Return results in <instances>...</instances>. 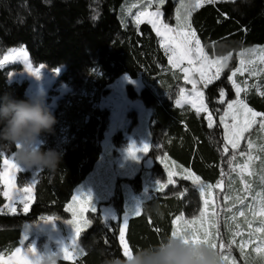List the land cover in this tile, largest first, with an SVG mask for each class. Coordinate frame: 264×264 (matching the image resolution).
<instances>
[{
	"label": "trees",
	"instance_id": "1",
	"mask_svg": "<svg viewBox=\"0 0 264 264\" xmlns=\"http://www.w3.org/2000/svg\"><path fill=\"white\" fill-rule=\"evenodd\" d=\"M125 3L126 0H0V56L9 48L23 45L34 64H45L49 69L63 67L56 77L57 84L74 91L82 88L94 91L96 99L100 94L106 95L105 86L121 75L140 79L143 88L139 94L130 87L126 94L151 111L150 150L144 160L152 163L151 176L165 181L166 169L155 160L163 152L178 168L190 169L205 183L223 180L225 143L217 123L224 107L219 102L220 89L226 93L225 100L232 99L228 74L236 66L235 55L243 49L264 44V0H219L205 3L190 14L191 28L208 56L218 58L232 54L229 67L203 91L204 102L214 118L211 128L203 114L176 105L180 89L189 86L182 82L181 74L169 66L159 38L149 24L123 21ZM161 8L164 21L173 25L174 3L167 0ZM10 69L9 65L0 68V96L8 93L16 99H28L27 82L7 81ZM245 101L254 110L264 112V96L253 89ZM108 117L106 109L84 103L83 106L72 105L61 116V121L67 125L68 137L63 146L56 148L53 143L57 133L54 126L51 131L42 133L46 143L41 150L60 152V164L54 172L39 170L33 202L26 213L0 214V253L6 251L10 255L18 247L25 222L41 217L69 219L66 205L100 158ZM113 140L119 145L121 134L116 133ZM0 150L5 154L13 153L11 148L0 147ZM1 164L2 158L0 169ZM142 169L145 168L142 166ZM18 176L17 183L24 185L30 174L25 172ZM174 181L175 184L142 201L141 214L128 219L125 238L132 251L169 236L173 227L171 220L176 215L198 214L202 205L198 188L181 177H175ZM121 182L138 193L141 172L130 180L118 179L111 197L103 204L105 207L98 206L95 213H87L92 223L79 237L82 255L75 261L61 259L60 264H104L112 256L124 258L118 242L124 213ZM3 191L0 183V209L6 203ZM181 192H184L182 197ZM103 208H109L107 214Z\"/></svg>",
	"mask_w": 264,
	"mask_h": 264
},
{
	"label": "rangeland",
	"instance_id": "2",
	"mask_svg": "<svg viewBox=\"0 0 264 264\" xmlns=\"http://www.w3.org/2000/svg\"><path fill=\"white\" fill-rule=\"evenodd\" d=\"M166 1L167 0H164V2L160 4L158 0H126V3L124 4L122 11L123 21L127 23L129 22L135 23L134 22L135 17L139 12L142 11L156 12L158 9L161 13L160 19L164 21L163 10L161 7ZM171 1L174 3V10H173L174 21H173V25L170 26L176 27L177 10L180 9V14L182 16L188 15V13L181 8V0H171ZM184 2L189 5L191 13L197 9L196 7H194L195 0H184ZM158 38L161 47L162 38L161 37ZM21 47L25 49L23 45H19L7 49L6 52L0 56V60H2L3 57L7 55L10 50L18 49ZM161 48L165 53L168 61V54L166 53L163 47ZM261 49H264V44L252 46L238 52L235 55L236 66L232 70H230L228 74V76L231 75L232 72L235 71L237 67L241 66L240 65L241 60H244L246 63L248 61L254 62L253 66L257 70V75L253 76L250 75L249 72H245L242 75L240 73H237L236 76L234 77V80L236 81L237 84H240L241 87H247V91L242 92L240 94V98L244 99V101L247 94H250L251 89H253L254 92L259 96H262L260 95V91H264V71H260V69H264V63H260L259 61V56L261 55ZM227 57L229 58L226 61V67H224L223 71L229 67L232 54L227 55ZM209 58L217 59V57L212 58L210 56ZM28 62L32 65V68L34 70L39 68L38 73L34 74L33 72H30L27 69L25 63L19 60L7 62L3 66H0V68L6 67L8 65L12 67V69H10L7 74V81L9 83L27 82V89H26L27 98L33 96H40L43 98L45 106L48 108V110L55 118V124L53 126L56 128L57 133L53 138V143L56 146V148H60L68 140L67 125L61 121V116L64 114L67 108H70L72 105L83 106L84 103L91 105L93 108L95 107L99 109L108 110L109 112L108 122L105 132L103 134V140L101 141L102 152L99 160L97 161L94 167V170L89 176L90 178L94 177V179H97V182L92 183V187L88 190L87 193H90L92 197V204L96 207V209L98 206L105 207L103 204L107 202L108 199L111 197L116 181L118 179L130 180L133 179L136 174L141 172L142 183H141L140 192L138 193L134 192L129 184H126L124 182L120 183L122 188L123 201H124V213L121 216V222H120V226H121L123 224V219L126 213H129L128 219L131 216H133V214H131L130 211L133 210V208L137 205V202L141 204L142 201L148 199L149 196L152 195V193L161 191L158 190L155 186L156 182L159 181V179L153 178L149 171L152 165L151 161L150 160L144 161L150 150V133H149L148 122L151 111L146 109L139 100L129 99L126 94L127 87H130L132 91H134L138 95L141 89L143 88V84L141 80L130 79L125 74L121 75L105 86V89L108 90V93L106 95L100 94V96L96 99L94 95V91L88 92L84 88L78 91H74L64 84H57L56 77L63 70L62 66L55 69H49L45 64H34L31 61L29 54H28ZM168 64L173 70H176L181 74L182 82H184L189 86L188 89H184L185 90L184 95L185 97H190L192 95V84L187 83L184 80V73L181 69L173 68L169 63V61ZM183 67H188L186 62L181 66V68ZM223 71L221 72V74L223 73ZM212 72L214 74L215 69H213ZM193 79L197 81V85H196L197 89L203 92L206 87L203 83L199 82V75L194 73ZM215 80H213V82ZM245 81L247 82V85H245ZM228 82L233 92V97L230 100H235L237 99L235 88L233 87L231 81L228 80ZM253 85H255L256 87H252ZM178 99H181L180 93ZM223 105L224 107L221 115H223V111L224 108L226 107V103ZM177 106L189 107L190 109L196 111L195 108L192 107V104L190 102L182 101V103ZM199 114L204 115L205 121L208 126V120L206 119L208 113L201 112ZM220 116L217 118V123L221 127L222 136H223L224 128L220 124ZM228 123H231L230 117L228 119ZM213 125H214V118H213ZM116 133L121 134L120 144L117 146L115 145L113 140ZM248 139L253 140L254 144L256 145V147H254V149L252 150V155L254 157H259V158L254 159L251 164V168L254 172V175L248 176L247 174H245L244 179L249 184L252 185L253 192H259L262 190V186L260 183L261 169L264 168V164L261 163V161L264 160V152L259 151V145L264 144V133L259 131L258 125L254 126L253 130H251L250 133H246L245 139L241 140L239 149L235 151L236 159L232 161V166L235 167L237 164L242 165L247 159L246 157H240L239 152L249 151L247 148ZM130 142H134L137 147H142V143H148L149 150L147 153H137V157H138L137 159L128 158L125 149L127 148ZM45 143H46V137L41 133V135L38 137V147H41ZM6 155L10 156V154H6ZM232 155H233V150L229 146V151L224 156L225 157L224 159L225 175H223V181L225 185L224 191L221 192L220 189H216L214 193V195L217 198V211L220 212V217H219L220 239L225 243V249L223 251V254L229 257L228 264H264V252L257 253L253 251V249L256 247L255 242L248 244V246L244 249V254L243 255L241 254V250L239 247L241 240L249 239L248 237L249 229L247 225L244 223V219H245L244 217H239L237 215V219L235 223L241 224V228L239 229L241 235L236 236L235 243L231 244L230 247L228 246V241L233 238V232H235L236 229L234 223L230 220L227 221V223L232 224L233 227L229 229L225 226L226 217L232 216L234 212L238 213L239 211L243 210L245 211L247 218L249 220H252V216L251 213L248 211L247 205L253 203L251 196L244 191V186L240 182L241 176L239 174V169L237 168L236 171H231L229 168L228 161ZM165 157H166L165 154L161 152V154L157 156L155 160L159 162L161 165H163V167H165L166 179L165 181H160V182L167 184L168 171L172 170L177 173V175L173 177L174 179L175 177H181L183 168H178L174 163H172L168 159H165ZM142 166L145 168L144 170L142 169ZM20 168L21 171L16 174V180H15V186L17 189H23L33 179H35L36 181V176L37 173L39 172V170L35 168L33 169H25L23 167ZM25 172H29L30 176L28 179H25L24 185H19L17 183V179L19 177L18 174ZM230 183H231V187H229ZM34 185L32 192V200L29 204V208L33 202ZM80 188L81 186L77 187V189L74 191V195L77 194V190H79ZM225 195L233 197L232 203L228 205L224 204L223 198ZM236 196H247L248 198L245 200L244 205H241L238 202H235L234 198ZM233 203L235 204V208L233 212L222 211L223 208L232 207ZM8 204H9V200L6 198V203L0 209L1 210L0 213H7V214H16L17 212L23 214L26 213L23 210V204L20 203L19 199H16L14 202L15 211H13L12 208H9ZM67 207L65 208V210L67 209ZM108 210L109 208H103V211H105L106 214L108 213ZM66 212L69 214V219H71L72 218L71 213L68 211ZM196 215H199V212ZM85 217L87 218V213H85ZM186 218L190 219L191 217H186ZM67 220L53 219L49 222V224L43 223L41 222V220L25 222L22 225V235L18 247H20L23 251H27L29 245H31L35 248L36 254L43 253L46 249L57 251L61 248V246L70 247L73 238V230L71 228V225L65 222ZM258 226H259L258 219L254 220L253 227H258ZM87 227L83 228V230L86 229ZM22 241L23 243H21ZM118 242L120 246L123 248V246L119 241V234H118ZM77 245L80 247L79 238L77 240ZM0 254H4L5 257L9 255L7 254L6 251H2ZM222 264H224L223 261Z\"/></svg>",
	"mask_w": 264,
	"mask_h": 264
},
{
	"label": "snow or ice",
	"instance_id": "3",
	"mask_svg": "<svg viewBox=\"0 0 264 264\" xmlns=\"http://www.w3.org/2000/svg\"><path fill=\"white\" fill-rule=\"evenodd\" d=\"M160 4L164 0H158ZM216 0H195L194 7L199 8L204 3H214ZM181 8L184 9L188 15L182 16L180 9L177 10V26L172 27L168 23H165L160 19L161 13L159 9L156 12H139L135 17V23L137 25L147 22L151 25L152 29L158 37H161V47H163L168 54V61L173 68H179L184 73V80L187 83L192 84V95L185 97V90L180 89L181 99H177L176 104L179 105L183 102H190L192 107L195 108L197 113L206 112L208 113L206 119L208 120V126H213V118L211 112H209L208 105L204 102V93L197 89V81L193 79V74L199 75V82L203 83L205 87L211 84L213 80L219 79L221 72L226 67V61L229 57H220L217 59H210L205 53L204 47L201 45L199 38L197 37L196 31L192 30L189 21L191 14L189 5L181 0ZM23 61L30 72L34 74L38 73L39 68L33 69L32 65L28 62V53L21 47L18 49H12L7 55L0 60V66L10 61ZM260 63H264V49H261V55L259 56ZM187 63L188 67L181 66ZM240 67H237L231 75L228 76V80L232 82L233 87L236 91L237 99L225 101V91L220 89V103L225 104L223 115L220 116V124L224 128L223 139L225 142L224 152L228 153L229 146L233 150V155L229 158V168L231 171L239 169L241 176V184L244 186V191L251 196L253 203L248 204V211L251 213L252 220H249L246 216L245 211L241 210L238 213H233L232 216L226 217L225 226L229 229L233 227L232 224L227 221L234 223L236 231L233 232V238L228 241V246L235 243V237L241 235L239 229L241 224L235 223L237 215L244 217V223L247 225L248 240H241L240 250L241 254H244V249L248 244L255 242L256 247L253 251L257 253L264 252V168L261 169L260 183L262 190L259 192H253L252 185L249 184L244 176H253L254 172L251 168L252 161L259 157L252 155V150L256 145L254 141L248 139L247 148L249 151H240V157H246L245 162L240 165L237 164L235 167L232 166V161L236 159L235 151L239 149L241 140L245 139V134L250 133L254 126L258 125L259 131L264 133V112L255 111L249 107L244 99L240 98L242 92L247 91V87H241L234 80L237 73L241 75L245 72H249L250 75H257V70L254 68V62L244 60L240 61ZM43 67V66H40ZM215 69L213 74L212 70ZM264 71V69H260ZM245 85L247 82L245 81ZM252 87H256L253 85ZM260 95L264 96V91H260ZM229 117L231 123H228ZM149 150L148 143H142V147H137L134 142H130L125 149L127 157L131 159H137V153H147ZM259 151L264 152V144L259 145ZM0 158H3V171H0V183L4 185L3 196L9 200L8 207L14 208V202L19 199L20 203L23 204V210L27 212L29 210V204L32 200L33 185L36 183L33 179L23 189H17L15 186L16 174L21 171V168L16 164L14 153L10 156H6L3 150H0ZM165 159H167L165 157ZM264 164V160L261 161ZM177 175L176 172L169 170L167 173V184L157 181L155 186L158 190H163L169 185L175 184L173 177ZM225 175L221 171V176ZM181 178L183 180H190L193 186L199 190L200 200L202 205L199 207V215H193L190 219L186 218L184 213L176 215L171 220L172 229L170 235L176 236L178 234L190 233L192 241L194 243H205L212 249L219 253L221 261L224 264H228L229 257L223 254L225 249V243L220 239L219 232V217L220 212L217 211V198L214 195L216 189L224 191V181L217 180L215 184L205 183L201 178L195 175L190 169H183ZM231 187V183L229 184ZM185 191H187L185 189ZM184 192L179 193V196H183ZM247 196H236L235 202L244 205ZM224 204L228 205L232 203L233 197L225 195ZM235 204L232 207L223 208L224 212H233ZM66 211L71 213V219L65 221L71 225L73 230V238L71 246H61L59 249L61 258L65 261H75L76 257L82 254L83 249L77 245V240L81 236L83 228L89 226L92 221L85 217V213L96 212V207L92 204V197L90 193H85L81 190H77V194L72 196V203L68 205ZM131 214L139 216L141 214V204L137 202L136 207L130 211ZM128 215L126 213L123 219V224L119 228V241L123 246V256H128L132 250L129 247L128 242L125 238V230L128 226ZM46 222H50L57 217H42ZM116 219L115 216L112 217ZM258 219L259 226L253 227V221ZM159 231V229H156ZM187 242V241H185ZM23 243V241L21 242ZM0 264H39V260L36 258V250L33 246L29 245L27 251H23L20 247L15 248L10 255L5 257L4 254H0Z\"/></svg>",
	"mask_w": 264,
	"mask_h": 264
},
{
	"label": "clouds",
	"instance_id": "4",
	"mask_svg": "<svg viewBox=\"0 0 264 264\" xmlns=\"http://www.w3.org/2000/svg\"><path fill=\"white\" fill-rule=\"evenodd\" d=\"M55 118L40 96L16 99L0 96V147L11 148L15 162L25 169L54 172L61 161L55 149L41 150L38 137L49 132ZM187 241V242H185ZM39 264H60L59 250L36 254ZM104 264H222L219 253L205 243H194L190 233L169 235L158 243L132 251L124 258L112 256Z\"/></svg>",
	"mask_w": 264,
	"mask_h": 264
},
{
	"label": "crops",
	"instance_id": "5",
	"mask_svg": "<svg viewBox=\"0 0 264 264\" xmlns=\"http://www.w3.org/2000/svg\"><path fill=\"white\" fill-rule=\"evenodd\" d=\"M6 155V154H5ZM11 155V154H10ZM7 156V155H6ZM184 169V168H183ZM0 171H3V158H2V164H1V169H0ZM92 173V172H91ZM91 173L85 178V180L80 184V185H78L77 187H80L81 186V188L79 189V190H81V191H83V192H85V193H87L88 192V190L92 187V183H95V182H97V179H94V177L93 178H90L89 176L91 175ZM89 178V179H88ZM77 187L75 188V190L77 189ZM74 190V191H75ZM73 195H74V193H73ZM71 201H72V198H71V200L69 201V203H71ZM68 203V204H69ZM67 204V205H68ZM67 205H66V207H67ZM136 207V206H135ZM134 207V208H135ZM133 208V209H134ZM1 211V210H0ZM1 214V213H0ZM38 220H41V222H43V223H46V224H49V222H46L45 220H43L42 219V217L41 218H39ZM21 235H22V231H21ZM20 239H21V236H20ZM20 241V240H19ZM19 246V245H18ZM121 249H122V253H123V248L121 247ZM82 254H80L79 256H77L76 258H78V257H80Z\"/></svg>",
	"mask_w": 264,
	"mask_h": 264
}]
</instances>
